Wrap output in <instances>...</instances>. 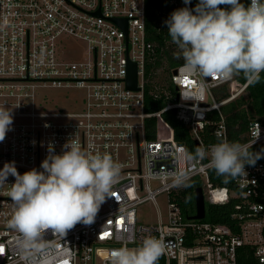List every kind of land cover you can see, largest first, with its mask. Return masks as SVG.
Segmentation results:
<instances>
[{
  "label": "built area",
  "instance_id": "built-area-1",
  "mask_svg": "<svg viewBox=\"0 0 264 264\" xmlns=\"http://www.w3.org/2000/svg\"><path fill=\"white\" fill-rule=\"evenodd\" d=\"M198 1L185 5L183 0H0V108L13 116L11 130L0 142V169L14 162L20 174L33 168L42 171L48 145L61 154L71 139L86 153H108L123 165L111 197L91 225L78 223L65 238L51 231L46 234L59 260L111 264V250L139 247L152 236L166 245L157 264H241L242 247L249 248L247 255L254 259L248 264H264V158L246 166L247 175L234 179L233 193L211 181L210 158L199 163L184 158L187 149L165 117L173 111L199 146L208 148L221 139L230 142L221 106L242 95L247 81L242 83L235 76L222 80L185 75L184 62L166 82L146 76L147 66L164 54V46L153 37L162 35L165 47L171 45L172 51H178L165 21L173 11L191 9ZM247 1L249 5L251 0ZM130 63L136 64L138 89L127 86ZM149 82L154 98L166 102L155 111L146 110ZM223 85L229 87L230 96L218 101L214 90ZM51 86L81 89L82 110L67 113L41 108L36 91ZM213 110L220 116L215 121L219 141L205 145L201 132ZM148 119L156 120L154 139L147 137ZM248 136L242 145L259 143L264 148V121H251ZM177 172H186L188 181L195 176L204 180L205 199L210 203L239 198L233 214L237 229L205 218H188L175 200L183 188L174 184L172 173ZM14 182L9 175L0 185V264H26L17 248L19 234L8 226L14 211L8 193ZM163 193L168 197V222L140 221L138 206L156 203Z\"/></svg>",
  "mask_w": 264,
  "mask_h": 264
},
{
  "label": "clouds",
  "instance_id": "clouds-1",
  "mask_svg": "<svg viewBox=\"0 0 264 264\" xmlns=\"http://www.w3.org/2000/svg\"><path fill=\"white\" fill-rule=\"evenodd\" d=\"M183 2L188 5L191 0ZM165 24L178 49L174 58L184 61L185 75L229 80L243 74L249 85L260 82L264 72V0H251L248 6L240 0H199L194 9L173 11ZM12 124L11 111L0 108V142ZM70 141L61 154H55L53 144L48 145L42 171L33 168L20 174L14 162L0 169V185L9 175L15 178L8 193L14 206L8 226L19 234L17 248L26 264H65L67 260H59L54 245L46 242V234L51 231L53 236L65 238L78 223L91 225L111 197L123 167L108 153H86L78 141ZM252 146L221 139L208 148L201 145L194 152L185 150L183 155L197 163L210 158L208 167L227 184L247 175L246 166H255L264 158V148L254 152ZM172 175L175 186H190L186 172ZM165 248L162 239L149 236L139 247L111 250L110 261L157 264Z\"/></svg>",
  "mask_w": 264,
  "mask_h": 264
},
{
  "label": "trees",
  "instance_id": "trees-1",
  "mask_svg": "<svg viewBox=\"0 0 264 264\" xmlns=\"http://www.w3.org/2000/svg\"><path fill=\"white\" fill-rule=\"evenodd\" d=\"M199 2V1H198ZM198 2L193 3L191 9H194ZM241 3L248 6L247 0H240ZM221 8L229 9L230 6L221 5ZM159 43L164 46V54H158L155 63H151L147 66L146 76L149 79L159 80L162 83L168 81L170 74L174 68L183 63V59L174 58V51L171 50V45L169 48L165 47V42L163 41V36H154ZM164 72V77L159 76L160 71ZM161 74V73H160ZM236 79L240 82L245 83L246 80L243 74L234 75ZM160 77V79H159ZM172 88L170 82H167ZM152 83L146 87V110L155 111L162 108L165 105L163 99H156L151 93ZM216 99L218 101L224 100L230 96V89L228 86L223 85L215 88L214 90ZM221 111L225 116L227 123V129L229 134L230 142H238L240 144L249 141L248 131L251 121L256 119L264 121V72L261 73V80L259 83L254 85H249L246 88V93L240 95L239 97L224 103L221 106ZM166 119L174 128L175 138L184 143L188 152H194L195 148L199 146L195 138L190 134V130L186 124L180 121L173 111H168L165 113ZM219 113L217 110L210 111L209 121L206 123L204 130L201 132V139L205 145L213 144L219 141L215 134V121L219 119ZM147 127V137L149 139H154L156 137V120L148 119L146 122ZM263 148L262 144L255 143L252 146V151L259 152ZM262 159V158H261ZM259 159L258 161H260ZM257 161V162H258ZM256 162V163H257ZM209 176L211 181L217 186H226L231 192L236 191V185L234 179L229 183L225 184L223 182L224 178L218 176L213 169H209ZM189 187H183L178 194L175 195V200L179 202L183 208V211L187 215H192L195 212V192L198 186H202V180L200 177L195 176L188 181ZM240 202V199L232 196L229 202L224 204H213L206 200V217L204 220L211 221L214 223H224L231 225L234 230L236 218L233 214L237 211L236 205ZM250 251L247 247H242L239 250L238 261L241 264H248L254 262V259L248 256Z\"/></svg>",
  "mask_w": 264,
  "mask_h": 264
},
{
  "label": "rangeland",
  "instance_id": "rangeland-1",
  "mask_svg": "<svg viewBox=\"0 0 264 264\" xmlns=\"http://www.w3.org/2000/svg\"><path fill=\"white\" fill-rule=\"evenodd\" d=\"M77 43L80 47L85 48L83 42L79 41ZM159 76L164 77L162 70L159 72ZM83 95V91L76 87H40L36 91L39 106L53 112H80L82 110ZM202 186L206 193V183L204 180H202ZM104 206L105 204H102L100 209ZM137 217L145 223H157L160 220L168 222L169 203L167 194H160L156 198V203L154 201H147L138 206Z\"/></svg>",
  "mask_w": 264,
  "mask_h": 264
},
{
  "label": "water",
  "instance_id": "water-1",
  "mask_svg": "<svg viewBox=\"0 0 264 264\" xmlns=\"http://www.w3.org/2000/svg\"><path fill=\"white\" fill-rule=\"evenodd\" d=\"M116 21L120 22L119 19ZM125 28H127V23H125ZM177 70H174L176 73ZM127 86L129 88L138 89L137 83V68L135 63L129 64V72L127 78ZM176 112V109H174ZM195 214L188 216L190 219H204L206 217V199L202 186H198L195 192Z\"/></svg>",
  "mask_w": 264,
  "mask_h": 264
},
{
  "label": "snow or ice",
  "instance_id": "snow-or-ice-1",
  "mask_svg": "<svg viewBox=\"0 0 264 264\" xmlns=\"http://www.w3.org/2000/svg\"><path fill=\"white\" fill-rule=\"evenodd\" d=\"M0 251H2V249H0ZM65 264H67V262H65Z\"/></svg>",
  "mask_w": 264,
  "mask_h": 264
},
{
  "label": "crops",
  "instance_id": "crops-1",
  "mask_svg": "<svg viewBox=\"0 0 264 264\" xmlns=\"http://www.w3.org/2000/svg\"><path fill=\"white\" fill-rule=\"evenodd\" d=\"M245 93H246V91L242 95H244Z\"/></svg>",
  "mask_w": 264,
  "mask_h": 264
}]
</instances>
